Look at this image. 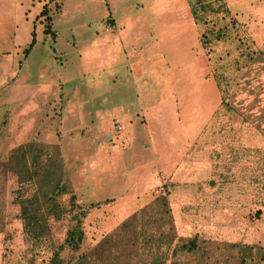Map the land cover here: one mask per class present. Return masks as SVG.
<instances>
[{"label":"crops","instance_id":"0c3cea01","mask_svg":"<svg viewBox=\"0 0 264 264\" xmlns=\"http://www.w3.org/2000/svg\"><path fill=\"white\" fill-rule=\"evenodd\" d=\"M196 2L0 0V159L27 141L59 144L78 202L115 219L107 231L140 206L131 191L145 174L132 171H163L147 186L183 170L211 178L226 99ZM218 3L227 21L264 26V0Z\"/></svg>","mask_w":264,"mask_h":264},{"label":"rangeland","instance_id":"374dc122","mask_svg":"<svg viewBox=\"0 0 264 264\" xmlns=\"http://www.w3.org/2000/svg\"><path fill=\"white\" fill-rule=\"evenodd\" d=\"M196 7L203 42L210 48L212 67L226 99L214 123V174L209 172L211 178H207L206 171L183 170L177 177H167L165 183L147 186L162 182L163 171H150L149 179L147 171H132L145 174L141 178L144 185L132 187V197L139 209L168 192L178 235L252 245L255 253L264 255V126L257 122L264 113V85L254 83L256 68L264 67V48L260 47L264 26L227 21L228 12L219 8L218 0H197ZM111 181L108 189L116 188ZM16 186L14 176L0 175V209L4 212L0 217V264H45L53 249L64 242L74 222L72 215L81 209L83 239L75 252L67 246L60 250L63 259L87 251L124 220L107 231L115 221L108 210L82 205L77 197L70 203V193H66L61 197L65 211L59 218L49 216L51 238L36 242L23 231L20 209L14 202ZM103 189L102 193L108 191L106 185ZM112 200L105 201L106 208ZM131 261L134 264L137 256Z\"/></svg>","mask_w":264,"mask_h":264},{"label":"trees","instance_id":"16d2710c","mask_svg":"<svg viewBox=\"0 0 264 264\" xmlns=\"http://www.w3.org/2000/svg\"><path fill=\"white\" fill-rule=\"evenodd\" d=\"M8 174L16 179L14 202L26 238L50 239L49 216L59 218L65 211L61 197L71 193L70 203L76 199L59 144L32 140L18 145L0 161V175ZM3 213L0 209V217ZM83 215V209L72 215L74 222L64 242L53 249L45 264H132L133 256H137L134 264H261L264 260L252 245L178 235L168 192L130 214L87 251L63 259L60 250L65 246L73 252L80 247Z\"/></svg>","mask_w":264,"mask_h":264},{"label":"built area","instance_id":"2783aa9c","mask_svg":"<svg viewBox=\"0 0 264 264\" xmlns=\"http://www.w3.org/2000/svg\"><path fill=\"white\" fill-rule=\"evenodd\" d=\"M114 28V26L113 25H108L107 27H106V30H108V31H110V30H112ZM122 124L121 123H116V125H115V129H116V131H121L122 130Z\"/></svg>","mask_w":264,"mask_h":264}]
</instances>
